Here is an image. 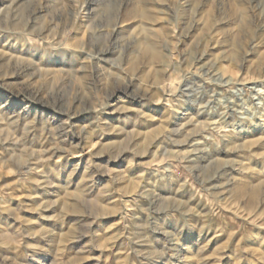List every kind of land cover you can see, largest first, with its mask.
<instances>
[{
	"label": "rangeland",
	"instance_id": "374dc122",
	"mask_svg": "<svg viewBox=\"0 0 264 264\" xmlns=\"http://www.w3.org/2000/svg\"><path fill=\"white\" fill-rule=\"evenodd\" d=\"M0 264H264V0H0Z\"/></svg>",
	"mask_w": 264,
	"mask_h": 264
}]
</instances>
